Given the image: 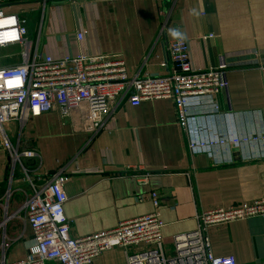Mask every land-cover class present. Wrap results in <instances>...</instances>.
I'll return each mask as SVG.
<instances>
[{"label": "crops", "instance_id": "1", "mask_svg": "<svg viewBox=\"0 0 264 264\" xmlns=\"http://www.w3.org/2000/svg\"><path fill=\"white\" fill-rule=\"evenodd\" d=\"M8 3L15 10L37 7L35 0ZM41 16L36 34L29 31L30 39L39 34L41 53L119 55L130 75L170 73L169 42L184 37L193 69L227 65V89L191 104L199 132L264 134V0H46ZM82 116L64 117L55 107L25 123L7 124L14 145L36 155L13 161L0 152V264L30 255L34 239L25 215L33 193L30 179L41 187L62 175L74 237L159 212L168 255L177 235L199 227L202 211L264 198V141L193 155L188 143L195 127L180 124L172 99L139 105L124 99L95 131ZM143 175H148L145 184L139 181ZM208 235L215 256H234L237 264L264 263V218L213 225ZM144 248L114 247L95 264H128V255Z\"/></svg>", "mask_w": 264, "mask_h": 264}, {"label": "built area", "instance_id": "2", "mask_svg": "<svg viewBox=\"0 0 264 264\" xmlns=\"http://www.w3.org/2000/svg\"><path fill=\"white\" fill-rule=\"evenodd\" d=\"M0 0V152H7L13 161L22 156L33 157L32 150L20 151L6 128L11 121L25 123L55 107L62 116L80 117L88 129H100L105 118L124 99L133 105L146 100L172 99L180 124L189 135L191 154L208 152L221 146L264 141V134L211 136L199 132L198 116H192L191 104L203 97H212L228 87L225 62L217 68L193 69L189 46L184 37L169 42L168 53L172 69L167 75H130L125 60L119 55H63L43 54L36 40L30 39L25 9L15 10ZM46 0H37L40 7ZM43 7L41 9H43ZM13 8V9H12ZM27 11H33L28 9ZM43 20V19H42ZM42 30V23L40 33ZM82 32L77 38L82 40ZM1 50H14L4 56ZM5 63V60H15ZM264 87V64L260 65ZM147 183L148 175L139 177ZM33 193L25 203V215L33 232L34 243L27 259L10 264H95L105 250L114 247L145 245L139 253L128 255V264H237L234 256H215L212 252L208 228L213 225L259 216L264 218V198L251 203L202 211L199 227L174 238L173 253L167 254L163 244L164 223L155 211L134 219L121 221L117 226L83 237L70 233L65 212L68 195L63 177L53 175L43 186L30 179ZM157 206L159 199L152 192ZM4 264V263H3ZM264 264V263H259Z\"/></svg>", "mask_w": 264, "mask_h": 264}, {"label": "rangeland", "instance_id": "3", "mask_svg": "<svg viewBox=\"0 0 264 264\" xmlns=\"http://www.w3.org/2000/svg\"><path fill=\"white\" fill-rule=\"evenodd\" d=\"M35 5H37V7H31L30 9L33 8V11H27L24 10V15L26 16L27 20H28V29L30 31V35L32 36L33 34H36L37 28L39 27V20H40V16L42 15V9L40 10L39 7V3H35ZM42 7V6H41ZM13 9V8H12ZM29 9V10H30ZM42 17V16H41ZM45 22V21H44ZM32 38V37H31ZM15 51L14 50H6L3 51L1 50V54H3L4 56H11ZM17 59L15 60H5V63H10V62H15Z\"/></svg>", "mask_w": 264, "mask_h": 264}, {"label": "clouds", "instance_id": "4", "mask_svg": "<svg viewBox=\"0 0 264 264\" xmlns=\"http://www.w3.org/2000/svg\"><path fill=\"white\" fill-rule=\"evenodd\" d=\"M171 34H172L173 36H176V35H178V33H177V32H175V31H173Z\"/></svg>", "mask_w": 264, "mask_h": 264}, {"label": "water", "instance_id": "5", "mask_svg": "<svg viewBox=\"0 0 264 264\" xmlns=\"http://www.w3.org/2000/svg\"><path fill=\"white\" fill-rule=\"evenodd\" d=\"M37 0H35V2H36Z\"/></svg>", "mask_w": 264, "mask_h": 264}]
</instances>
